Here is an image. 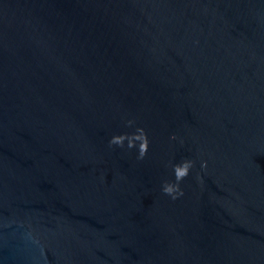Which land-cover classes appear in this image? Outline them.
<instances>
[{"label":"water","instance_id":"obj_1","mask_svg":"<svg viewBox=\"0 0 264 264\" xmlns=\"http://www.w3.org/2000/svg\"><path fill=\"white\" fill-rule=\"evenodd\" d=\"M0 264H264V0H0Z\"/></svg>","mask_w":264,"mask_h":264}]
</instances>
